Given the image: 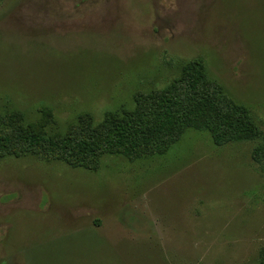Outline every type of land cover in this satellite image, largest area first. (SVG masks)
<instances>
[{
    "label": "rangeland",
    "instance_id": "obj_1",
    "mask_svg": "<svg viewBox=\"0 0 264 264\" xmlns=\"http://www.w3.org/2000/svg\"><path fill=\"white\" fill-rule=\"evenodd\" d=\"M195 65L253 140L59 150L185 113ZM0 264H264V0H0Z\"/></svg>",
    "mask_w": 264,
    "mask_h": 264
},
{
    "label": "trees",
    "instance_id": "obj_2",
    "mask_svg": "<svg viewBox=\"0 0 264 264\" xmlns=\"http://www.w3.org/2000/svg\"><path fill=\"white\" fill-rule=\"evenodd\" d=\"M203 68L195 65L189 69L185 78V85L191 94L199 91L203 82ZM180 104L171 99L168 95L161 98L157 104L154 117L141 116L136 120H129L120 123L119 126L113 123L105 127L103 135L99 137L92 134L87 141L74 139L66 140L59 150L66 154L71 160H79L86 155L96 156L98 152L108 148L122 149L127 156H133L143 146L150 147L159 139L172 137L179 127L183 129H194L203 131L211 129L216 144L222 145L230 138L236 142L253 140V133L249 126L235 123L230 116H226L219 107L207 96L195 94L194 100L187 110L180 114ZM35 144L49 142V140L32 136Z\"/></svg>",
    "mask_w": 264,
    "mask_h": 264
}]
</instances>
